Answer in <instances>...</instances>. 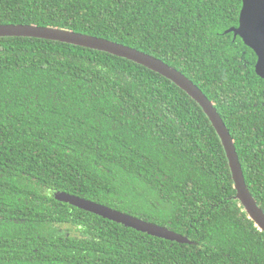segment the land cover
Returning <instances> with one entry per match:
<instances>
[{"label": "trees", "instance_id": "obj_1", "mask_svg": "<svg viewBox=\"0 0 264 264\" xmlns=\"http://www.w3.org/2000/svg\"><path fill=\"white\" fill-rule=\"evenodd\" d=\"M241 0H0V24L106 38L173 66L213 103L264 211V79L232 31ZM166 227L177 242L67 202ZM200 105L127 58L0 36V264H264Z\"/></svg>", "mask_w": 264, "mask_h": 264}, {"label": "water", "instance_id": "obj_2", "mask_svg": "<svg viewBox=\"0 0 264 264\" xmlns=\"http://www.w3.org/2000/svg\"><path fill=\"white\" fill-rule=\"evenodd\" d=\"M241 1L242 5L239 13L238 25L236 27H231L227 31H232L235 36L239 35L243 42L253 50L256 55V62L254 65L255 72L264 79V0ZM0 36L44 38L105 51L143 65L161 74L183 89L200 105L220 138L228 160L233 187L236 191L234 198L240 202L248 218L254 222L258 229L264 231V211L259 207L245 183L241 163L229 130L213 103L201 89L182 72L161 59L136 48L106 38L77 33L62 28L28 24H0ZM55 197L60 201L67 202L138 231L181 243L189 242L187 237L166 227L136 218L105 205L65 192H56Z\"/></svg>", "mask_w": 264, "mask_h": 264}]
</instances>
